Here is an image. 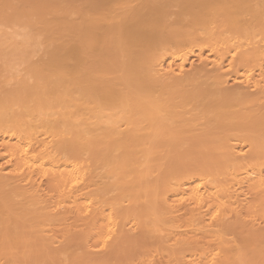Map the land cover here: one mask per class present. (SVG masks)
Instances as JSON below:
<instances>
[{
	"label": "bare ground",
	"instance_id": "1",
	"mask_svg": "<svg viewBox=\"0 0 264 264\" xmlns=\"http://www.w3.org/2000/svg\"><path fill=\"white\" fill-rule=\"evenodd\" d=\"M0 62V264L264 251V0H0Z\"/></svg>",
	"mask_w": 264,
	"mask_h": 264
},
{
	"label": "rangeland",
	"instance_id": "2",
	"mask_svg": "<svg viewBox=\"0 0 264 264\" xmlns=\"http://www.w3.org/2000/svg\"><path fill=\"white\" fill-rule=\"evenodd\" d=\"M2 64V62H0ZM71 252H73L75 255L79 253V250H77V245H74L71 248ZM97 257V255H94L93 257ZM233 264H239L236 261L233 262ZM244 264H264V251H252L246 256V260Z\"/></svg>",
	"mask_w": 264,
	"mask_h": 264
}]
</instances>
